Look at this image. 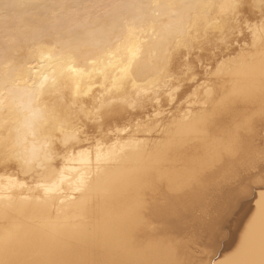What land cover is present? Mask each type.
Here are the masks:
<instances>
[{"label": "snow or ice", "instance_id": "1", "mask_svg": "<svg viewBox=\"0 0 264 264\" xmlns=\"http://www.w3.org/2000/svg\"><path fill=\"white\" fill-rule=\"evenodd\" d=\"M256 6L246 0H34L2 5L0 215L10 216L17 204L34 202L53 242L32 247L8 231L0 237V264H215L207 258L210 245L199 238L166 245L168 258L163 260L73 259L55 242L76 228L71 221L83 219L94 194L109 191L103 178L128 153L142 150L141 129L146 138L153 131L152 125L137 120L135 127L126 124L104 133L113 137L105 142L102 110L116 103L136 108L142 106L141 98L159 104L164 95L172 107L153 109L149 120L162 115L175 119L172 109L180 85L170 83L174 58L189 61L194 52L209 48L215 60L205 63L200 58L202 76L191 77L193 87L180 101L187 105L178 110L180 124L190 137H215L219 152L201 167L227 166L236 199L251 193L256 200L257 211L247 221L240 246L224 264H264V140L254 150L249 144L250 123L237 116L239 106L257 96L264 114V0H259L261 18L256 24L241 21L244 10ZM17 8L34 9L35 23L27 29L8 23L13 19L10 10ZM56 9L66 13L63 25L53 20ZM45 12L51 16L42 15ZM243 28L251 33V43L233 47L230 34L243 35ZM21 44L30 45L34 62L19 57ZM94 50V58L82 65L81 57ZM149 66L157 75L145 80L143 72ZM241 75L251 81L247 92L228 87ZM149 172L147 167L140 170L141 184L151 182ZM18 174L32 179L21 180ZM145 203L146 198L137 207L143 209Z\"/></svg>", "mask_w": 264, "mask_h": 264}, {"label": "bare ground", "instance_id": "2", "mask_svg": "<svg viewBox=\"0 0 264 264\" xmlns=\"http://www.w3.org/2000/svg\"><path fill=\"white\" fill-rule=\"evenodd\" d=\"M5 2L32 3L34 0H0V52L5 46V13L2 7ZM46 2L50 4L74 3L75 0H46ZM92 2L132 3L148 2V0H92ZM246 2L257 6L244 10L241 15L242 24L254 25L261 18L259 0H246ZM56 12L57 16L53 17V20L58 21L60 25L66 23V13L61 9H56ZM10 13L13 19L8 23L18 29L29 28L35 23L33 16L37 14L31 8L12 9ZM42 15L51 16V13L45 12ZM237 28L240 29L241 25H237ZM243 33L241 35L237 31L230 34L229 39L233 47L243 48L251 43V33L246 28H243ZM19 47L21 48L19 57L24 61L33 60L28 51L29 44H21ZM210 52V48L204 52H194L189 61L174 58L170 70L174 79L170 83L175 84L178 81L180 85V90L175 93L176 106L172 109L175 119L173 116L162 115L152 116L149 120L153 109L172 107L168 104L167 96L164 95L161 96L159 104L141 98L144 102L142 106L136 108H128L116 103L102 110L104 130L101 138L105 142H111L113 137L104 133L112 132L115 128L126 124L135 127L137 120L152 125L153 131L146 138L144 130L141 129L138 138L144 141L142 150L139 153H128L124 160L103 178L109 191L106 194H94L83 213V219L71 221L76 228L68 230L55 241L67 249L69 258L87 261L163 260L168 258L165 253L166 245H181L189 239H200L201 236L209 239L210 244L217 249L220 248V243H218L220 246L217 244L215 224L216 222L219 224V221L220 224L223 222L221 225L223 226L225 220L228 222L226 216L233 214L232 211L243 204V199L238 200L235 197L234 180L229 178L224 170L227 166L201 167V162L210 159L213 152L218 154L220 142L215 137L211 139L190 137L180 124L178 111L180 108L187 107L180 101L186 99L193 87L191 77L193 75L202 76L200 58L203 57L205 63L215 60V56H211ZM94 56L95 50L91 56L81 57L80 63L87 66L85 62ZM3 71V64L0 63V74ZM156 75L155 69L149 66L144 69L142 78L150 80ZM232 79L233 77H229V80ZM234 79L235 84L230 83L229 88L236 87L241 92H247L250 89L251 81L247 77L241 75ZM97 91L99 90L93 89V92ZM149 95L153 94L149 93ZM237 116L250 123L249 144L254 150H259L261 141L264 140V131H262L264 114L261 113L258 96L247 103H242L237 110ZM195 119L196 114L193 113L192 120ZM157 126L159 131H156ZM145 167L150 169L151 182L141 184L138 176L140 170ZM9 171L14 175L17 174L13 169ZM68 174L72 175V173ZM193 176H198L199 179L193 181L191 179ZM18 178L32 179L23 174H18ZM256 196L258 198V192ZM145 198V207L138 208V201L145 200ZM249 198L255 201L254 208H249L243 218L242 233L230 240V249L229 246L227 247L229 243L222 244L228 248H225L227 252L231 249L232 251L220 259L218 258L222 252L221 249L216 255L215 252L208 256V259L215 264H224L240 246L247 221L257 211L256 200L252 198L251 193H249ZM212 213L216 214L217 218L206 221ZM44 223L40 207L34 202L17 204L10 216L0 215V237L12 231L18 233L20 238L32 247L43 246L53 242L44 230Z\"/></svg>", "mask_w": 264, "mask_h": 264}, {"label": "rangeland", "instance_id": "3", "mask_svg": "<svg viewBox=\"0 0 264 264\" xmlns=\"http://www.w3.org/2000/svg\"><path fill=\"white\" fill-rule=\"evenodd\" d=\"M257 166L259 167V165H257ZM254 202H255L254 200H250L249 195H248L247 197L243 198V201H242L243 204L238 206L237 208H235L232 211L233 214H231L230 216H226V218H228L227 219L228 222H226V220H225L224 225L221 226L223 222L220 224V222L217 220L219 224H217V222H216V224H215L216 226L214 225L215 226L214 229L217 230L216 231L217 244L220 243L221 246L218 244V246H220V248L217 249L215 246H213V244H210L209 239H206L205 236H203V237L201 236V238H200L201 243L203 242V243L210 245V247L207 249V253H210L207 255V258H208V256H211L215 252H216L215 253V255H216L218 253L217 251L219 249H221L220 251H222V252H221L218 259H220V257L223 258L228 252L230 253L232 251V249H231V251L229 250L227 252V250H225L226 246L224 247V245H222V244L229 243L227 245V247H228L230 245V242H231L230 240H233L232 239L233 237L236 238L237 236H239L242 233V231H243L242 225H244L243 218L247 214L249 208H254ZM212 214H211V217L206 219V221L209 222V221L213 220L214 218L215 219L217 218L216 214H213V215ZM215 221H214V223H215ZM239 225H240V227H239ZM226 249H228V248H226ZM229 249H230V246H229ZM208 250H209V252H208Z\"/></svg>", "mask_w": 264, "mask_h": 264}]
</instances>
